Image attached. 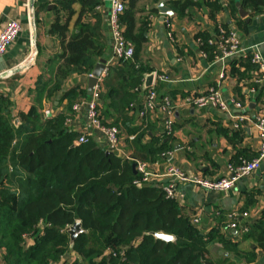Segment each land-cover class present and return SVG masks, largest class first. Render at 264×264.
Returning a JSON list of instances; mask_svg holds the SVG:
<instances>
[{"label":"trees","instance_id":"obj_1","mask_svg":"<svg viewBox=\"0 0 264 264\" xmlns=\"http://www.w3.org/2000/svg\"><path fill=\"white\" fill-rule=\"evenodd\" d=\"M139 1L127 0L120 17L124 36L134 46L133 58L108 67L97 105L104 125L133 135L127 142L132 160L93 139L78 142L79 133L65 124L75 116L73 104L89 96L78 86L65 89V81L73 74L90 73L105 56L106 39L99 18L82 22L101 0L54 1L48 32L59 38L60 51L49 70L37 75L29 91L32 103L28 110H15L14 101L0 93V264H52L68 252L74 254L69 264H235L231 256H244L237 244L224 240L215 230L201 233L160 186L134 183L140 177L132 169L135 159H165L161 154L173 149L171 135H155L150 122L136 125V107L129 106L135 102L140 107L135 88L153 72L141 61L147 21L136 17L141 11ZM236 1L243 8L264 10V6L257 9L258 3L264 5L263 0H229L233 15L238 12ZM168 3L177 16L193 6L208 4L214 11L221 6L220 0ZM75 14L76 30L70 32L69 22ZM199 35L203 51L213 58L207 34ZM248 67L245 72L250 71ZM238 73L242 79L248 76L244 69ZM238 86L235 90L242 96L244 91ZM44 103L62 109L45 117ZM76 221L82 231L71 240L66 226ZM158 233L173 239L164 240ZM242 238L264 250V213ZM213 241L220 242L228 255L221 251L213 256Z\"/></svg>","mask_w":264,"mask_h":264},{"label":"crops","instance_id":"obj_2","mask_svg":"<svg viewBox=\"0 0 264 264\" xmlns=\"http://www.w3.org/2000/svg\"><path fill=\"white\" fill-rule=\"evenodd\" d=\"M160 1L171 10L169 0H140L138 8L141 11L136 17L147 21V40L141 61L157 75L166 77L164 80L156 79L154 89L158 102L164 97L171 102L174 121L170 144L173 149L169 150L171 156L164 157L165 159L160 156L154 161L145 160L151 173L147 182L157 186L168 183L169 178L164 175L168 165L177 166L187 175L211 179L227 176L228 165L237 164L241 159L250 161L259 151V131L254 122L264 109V81L257 82V68L255 65L251 68L250 55L256 49L264 61V10L256 12L250 7H242L247 14L241 17L238 12L233 15L228 5L229 0H220L221 6L215 11L208 4H203L191 7L183 16L174 13L162 15L158 9ZM53 4L50 0H34V23L39 53L32 63L28 0H0V31L8 19H16L21 24L16 40L0 57V73L21 63L27 65L20 72L0 78V93L14 101L15 110L29 109L32 103L29 91L33 88L37 75L43 70H49L51 61L60 51L59 38L48 32L53 18ZM263 6L258 3L257 9ZM74 8L78 9L79 5L75 4ZM108 12L109 1L101 0L98 6L82 17V22L88 23L95 22L96 17L99 18L101 32L106 39V60L110 56ZM76 17V14L73 15L69 22L70 32L76 30ZM218 24L237 31L244 47V55L224 62L208 57L197 39L200 38L199 33L207 36L212 34ZM169 30L172 33L171 39L167 34ZM247 65L250 71L245 72ZM243 69L244 74H248L244 79L238 76V72ZM222 70L224 77L220 79ZM87 79L88 74H73L65 81L64 88L78 86L79 89L86 90ZM217 83L225 98L234 97L240 100L244 108H232L228 113L216 108H195L182 104L186 96L199 94ZM238 85L244 91L242 96L235 90ZM251 89L255 91L252 92ZM138 96L141 97V94ZM65 102L64 100L63 104ZM54 103L57 104L56 101ZM44 108H51L52 114H55L61 111L62 106L54 109L44 103ZM161 115L158 112V116ZM234 116H242V119ZM134 122L138 126L150 122L155 135L162 133L160 118L139 119L134 113ZM73 124L75 131L82 129L85 124L84 109L78 113ZM234 124L238 125L235 127ZM120 135L122 144L117 155L132 158V150L127 142L133 135L127 136L123 131H120ZM174 199L190 220L193 217L198 219L195 226L201 233L207 234L215 230L224 240L238 245L244 256H231L235 264H264V250L252 240L243 239L242 236L247 231L243 232L241 229L257 223L264 213V158L258 169L237 180L227 191L206 190L192 183L177 182ZM235 211L238 212L237 217L230 218L229 214ZM242 212H246L247 216H242ZM232 222L237 223L236 228L230 226ZM210 246L213 256L222 251L218 241H213ZM222 253L228 255L226 251ZM73 257L74 254L68 252L57 264H69Z\"/></svg>","mask_w":264,"mask_h":264},{"label":"built area","instance_id":"obj_3","mask_svg":"<svg viewBox=\"0 0 264 264\" xmlns=\"http://www.w3.org/2000/svg\"><path fill=\"white\" fill-rule=\"evenodd\" d=\"M54 3L55 0H50ZM109 1V12H108V29L110 33V56L106 60V67L97 77V82L93 88L92 93L87 97L73 104L72 109L75 112L73 118H67L65 124L68 129H74V121L78 116L81 109H84L85 124L80 130H76L79 133L78 142H87L89 139L98 140L97 144L106 150H110L119 154L121 150L122 138L120 130L115 126L104 125L98 117L97 105L100 101V93L103 90V80L107 73L108 67L112 64H116L121 60H131L134 54V46L132 42L127 40L124 36V24L121 22L120 17L125 9L126 0H108ZM169 27V23H166ZM21 30V24L16 19H8L3 25L0 31V57L7 51L8 47L14 42ZM168 37L171 39L172 33L168 31ZM197 41L201 43V39ZM207 44L212 47L213 58L216 61L224 62L227 59H232L244 55V47L241 45L240 36L235 29L226 28L222 24H218L215 31L207 37ZM250 61L257 68V82L264 81V61L262 56L256 49H254L250 55ZM91 72L88 73V76ZM224 77V70L219 74V78ZM156 79H166L163 75L153 74L152 85L147 89H142V83L135 90L141 94V105L137 109L135 102L129 104L130 108L133 109L139 119L151 117L153 119L160 118L162 126V134L170 136L173 134V109L171 102L168 98L164 97L158 102L157 94L154 89ZM244 83V82H243ZM243 85V84H242ZM250 91H255L251 89ZM182 104L189 107L195 108H216L222 112H230L232 108L243 109V103L232 97L225 98L220 90V86L217 84L208 87L205 91L186 96L182 100ZM158 112L162 113L159 117ZM52 114L51 108H44L43 115L48 117ZM242 119V116H234ZM238 124H234L236 127ZM256 128L259 131L260 146L258 155L246 161L241 159L237 164H230L227 167L229 175L221 178H205L199 175H187L181 171L177 166L168 165L165 169L164 175L169 178L168 183L160 186L165 191L167 197L174 198V188L177 182H187L197 185L206 190L216 191H227L231 189L235 182L240 178L251 174L253 171L258 169L261 160L264 158V109L262 115L257 118L254 122ZM132 138V137H130ZM163 157H170L171 151H165L161 154ZM131 159L132 158H127ZM135 169L140 175L139 179L134 181L136 184L141 182H147L151 173L149 166L145 161L135 159ZM238 212H231L229 217L235 219ZM242 216H247L246 212L241 213ZM193 224H197L198 219L193 217L191 219ZM231 227L236 228L237 223L232 222ZM70 225L66 226L68 230ZM243 232L248 231V228L243 226ZM53 262L52 264H57Z\"/></svg>","mask_w":264,"mask_h":264},{"label":"water","instance_id":"obj_4","mask_svg":"<svg viewBox=\"0 0 264 264\" xmlns=\"http://www.w3.org/2000/svg\"><path fill=\"white\" fill-rule=\"evenodd\" d=\"M28 6H29V17H30V26H31V47H32V62L34 61V58L37 54V48L35 45V23H34V0H28ZM236 6L238 8V13L241 17L245 16L247 13L244 11V9L242 8V6L240 5V3L237 1L236 2ZM158 9L160 11V13L162 15H166V14H171L173 13L168 7H166L162 1H160V3L158 4ZM30 54V55H31ZM29 65V64H28ZM27 65L24 64H18L16 66H14L13 68L9 69V70H5L3 72L0 73V78L3 77H7L11 74L17 73L22 71ZM106 67V59L105 58H100L94 65L92 71H91V75L88 76L87 79V95H90L93 91V88L97 82V77L100 75V73L103 71V69ZM153 74L154 72H151L149 74H146L144 76V80L142 83V89L145 90L148 87H150L152 85V79H153ZM18 120H15V123H17ZM132 169L133 172L136 173V169H135V163H132ZM82 231L81 225L79 221L74 222L69 229L67 230V233L70 236V239H74L80 232ZM157 237L162 238L164 240H169L167 239V237L171 236L168 234H163V233H158L156 234ZM172 237V236H171ZM211 264V263H209Z\"/></svg>","mask_w":264,"mask_h":264},{"label":"rangeland","instance_id":"obj_5","mask_svg":"<svg viewBox=\"0 0 264 264\" xmlns=\"http://www.w3.org/2000/svg\"><path fill=\"white\" fill-rule=\"evenodd\" d=\"M237 2V1H236ZM36 33V32H35ZM36 40H37V35L35 36V45H36ZM36 48H37V46H36ZM31 52H32V47H31V50H30ZM31 52H30V54H31ZM30 56V55H29ZM32 62V61H31ZM33 63V62H32ZM31 64V63H30ZM154 72V71H153ZM1 92V91H0Z\"/></svg>","mask_w":264,"mask_h":264},{"label":"clouds","instance_id":"obj_6","mask_svg":"<svg viewBox=\"0 0 264 264\" xmlns=\"http://www.w3.org/2000/svg\"><path fill=\"white\" fill-rule=\"evenodd\" d=\"M167 239L171 240V239H173V237L169 236V237H167Z\"/></svg>","mask_w":264,"mask_h":264}]
</instances>
